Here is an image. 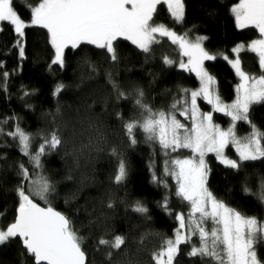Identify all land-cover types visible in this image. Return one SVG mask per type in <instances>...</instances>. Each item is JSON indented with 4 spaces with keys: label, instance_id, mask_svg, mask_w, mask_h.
<instances>
[{
    "label": "trees",
    "instance_id": "1",
    "mask_svg": "<svg viewBox=\"0 0 264 264\" xmlns=\"http://www.w3.org/2000/svg\"><path fill=\"white\" fill-rule=\"evenodd\" d=\"M12 2L14 10L29 22L37 0ZM238 2L184 0L183 23L174 22L165 5L157 6L153 18L178 35L187 33L193 40L205 37V50L217 59L204 65L215 78L214 90L225 103L233 101L239 78L224 56L236 59L234 48L261 38L254 28H237L231 8ZM157 39L160 43L151 45L149 52L117 39L115 60L106 49L90 44L68 47L61 66L53 63L54 51L45 29L26 27L20 42L13 27L0 22V228L14 222L19 206L17 189L23 186L27 190L29 185L21 175L23 165L30 179L43 176L51 185L47 202L31 198L70 219L81 238L86 264H156L154 255L166 241L174 240L179 228L176 215H183L187 223L190 212L189 202L176 195V181L166 175L170 167L167 162L176 157L190 158L191 152L180 149L165 155L159 143L149 141L139 129L135 132L137 143L132 144L124 125L141 116L136 106L139 93L153 111L167 113L177 99L184 97L183 89L189 90L190 101L191 90L200 86L195 73L180 67L188 57L180 54L179 47L167 37ZM238 56L246 74L257 78L262 74L256 54L245 49ZM165 57L174 62L166 64ZM58 86H62L60 91ZM197 102L202 112L211 111L201 99ZM176 117L190 125L178 111ZM213 122L225 129L231 120L214 112ZM253 125L264 132V103L250 106L247 123L235 126L237 135L243 136ZM18 127L29 135L32 154L44 146L40 167L23 154L19 138L10 134ZM54 134L60 143L51 148L48 142ZM225 155L239 161L232 145L226 147ZM121 160L127 175L117 184L115 175ZM205 161L209 169L207 187L213 195L264 223V202L258 198L264 183V158L239 161V168L222 165L213 154H207ZM137 202L147 212L134 211ZM117 236L124 240L119 249L111 243L100 244L102 239L114 242ZM193 244L198 246V234L190 243L179 246L173 264H214L208 257L190 256ZM255 249L264 260V235L257 239ZM0 264H34V257L19 238H10L0 244Z\"/></svg>",
    "mask_w": 264,
    "mask_h": 264
},
{
    "label": "snow or ice",
    "instance_id": "2",
    "mask_svg": "<svg viewBox=\"0 0 264 264\" xmlns=\"http://www.w3.org/2000/svg\"><path fill=\"white\" fill-rule=\"evenodd\" d=\"M158 5H166L174 22L183 23L184 0H37V5H33L30 10V23L14 10L12 0H0V22H7L19 37L24 36L26 27L46 29L55 49L53 63L61 66L64 63V49H76L81 44L106 49L113 60L116 59L114 42L118 38L130 41L144 52H149L151 45L160 43L157 36L167 37L172 44L178 45L180 54L188 57L186 64L180 62V67L195 73L200 82L198 90H191L189 101V90L183 89L184 97L177 99L167 113L153 111L144 104L141 92L136 99V106L141 110L140 118L124 125L132 144L137 143L135 132L139 129L149 141L158 142L165 155L180 149H189L191 152L190 158L170 159L167 162L170 167L166 168V175L176 181V195L190 204L187 223L183 215H176L180 227L176 229L175 239L166 241V246L154 255V259L156 264H173L179 246L190 243L192 237L198 234L199 246L193 244L190 256L208 257L214 264H264L255 249L257 239L264 235V223L258 222L255 217L245 216L213 195L207 187L209 169L205 161L208 153H214L221 164L239 168V161L264 158V132L253 125L251 134L240 139L234 131L237 121H248L252 104L264 103V0H239L231 8L237 28H254L261 37L252 40L247 45V51L256 54L262 71L257 78L242 70L238 54L245 50L243 44L233 49L237 54L236 59L224 56L240 81L236 87V99L231 104L223 103L216 94L213 87L216 80L205 68L204 62L217 59V55L202 47L204 37L189 39L187 33L178 35L168 26L155 23L153 18ZM23 54L21 47L20 55ZM164 62L172 64L174 61L165 57ZM60 87L57 91H60ZM119 95L125 94L119 92ZM198 97L211 105L210 112L200 111ZM177 111L179 115L190 119V128L177 119ZM214 112H222L230 117L232 126L222 130L213 123ZM10 134L19 138L23 154L29 156L36 167H40L39 157L45 151L44 146L32 154L29 151V135L19 127ZM48 143L51 148H55L60 141L54 134ZM229 144L235 146L239 161L225 155L224 149ZM21 175L25 181H29V185L27 190L23 186L17 189V214L6 229L0 228V244L19 237L23 247L34 257L35 264H86L81 238L73 229L70 219L51 206L41 207L31 198L35 196L47 202V193L51 190L47 179L43 176L30 179L23 165ZM126 175V164L121 160L115 182L119 184ZM245 191L248 189L245 188ZM258 198L264 202V183ZM134 211L145 213L147 209L137 202ZM208 220L214 225L211 230L204 226ZM110 243L111 247L119 249L124 240L119 236L115 237L114 242L100 240L101 245Z\"/></svg>",
    "mask_w": 264,
    "mask_h": 264
},
{
    "label": "rangeland",
    "instance_id": "3",
    "mask_svg": "<svg viewBox=\"0 0 264 264\" xmlns=\"http://www.w3.org/2000/svg\"><path fill=\"white\" fill-rule=\"evenodd\" d=\"M239 3V2H238ZM237 3V4H238ZM236 5V4H235ZM234 5V6H235ZM166 6V5H165ZM128 7H130V5H128ZM232 13V12H231ZM233 15V14H232ZM233 17H234V15H233ZM235 18V17H234ZM28 23H30V21L28 22ZM240 29V28H239ZM13 30H14V28H13ZM46 30V29H45ZM47 31V30H46ZM15 32V31H14ZM18 36V35H17ZM19 37V36H18ZM199 37H203V36H199ZM19 39H20V42H22V39H23V37H19ZM118 39H123V38H118ZM124 40V39H123ZM204 40H205V37H204V39H203V41H202V47H204L203 46V42H204ZM126 41H128V40H126ZM128 42H130V41H128ZM131 43V42H130ZM132 44V43H131ZM91 45V44H90ZM134 45V44H133ZM93 46H95V45H93ZM134 46H136V45H134ZM178 46V45H177ZM53 48V47H52ZM138 48V47H137ZM140 49V48H139ZM245 49H247V46H245ZM53 51H54V59H55V49L53 48ZM234 53V52H233ZM255 54V53H254ZM234 55H235V58H237V54L236 53H234ZM259 62V61H258ZM205 63V62H204ZM231 66V65H230ZM249 75V74H248ZM239 78V77H238ZM239 80H238V84H239ZM237 84V85H238ZM216 92V91H215ZM217 94V93H216ZM198 99H201V98H197V100ZM236 99V89H235V97H234V99H233V101ZM201 101H202V103L204 104V105H207V106H209L210 107V109H211V105H209V104H207L203 99H201ZM233 101H231V102H229V103H225V102H223V103H225V104H231ZM197 105H198V107L200 108V111L202 112V110L201 109H203L201 106H200V104L197 102ZM189 107H190V104H189ZM212 110V109H211ZM216 113H219V114H222V115H224L222 112H216ZM184 117V116H183ZM228 117V116H227ZM185 118V117H184ZM230 120H231V118L230 117H228ZM186 119V118H185ZM186 120H188L189 121V124L190 125H188V127L190 128V126H191V121H190V119H186ZM239 122H242V123H247V121H237L236 122V124L237 123H239ZM214 123V122H213ZM236 124H235V126H236ZM230 126H232V122H230V124L225 128V129H222V130H227ZM249 131L247 132V133H245L243 136H239V135H237V132H236V130L234 129V131H235V134H236V136H237V138H240V139H243V138H245V137H248L250 134H251V132H252V128H250V129H248ZM228 146H231V144H229ZM232 147H233V149H234V151L236 152V148H235V146H233L232 145ZM226 149V148H225ZM225 149H224V152H225ZM187 150H189V149H187ZM208 154H213L214 156H215V154L214 153H208ZM236 154H237V152H236ZM238 155V154H237ZM216 157V156H215ZM239 157V156H238ZM218 161V160H217ZM219 162V161H218ZM220 163V162H219ZM222 165H224V164H222ZM225 166V165H224ZM199 217V214H197V218ZM178 221V220H177ZM208 230H211V228L212 227H214V225L212 224V222H211V220H208L206 223H205V225H204ZM178 227H180V222L178 221ZM178 229V228H177ZM183 231V230H182ZM175 234H176V231H175ZM175 234H174V239H175ZM198 246H199V244H198ZM166 259V258H165Z\"/></svg>",
    "mask_w": 264,
    "mask_h": 264
},
{
    "label": "water",
    "instance_id": "4",
    "mask_svg": "<svg viewBox=\"0 0 264 264\" xmlns=\"http://www.w3.org/2000/svg\"><path fill=\"white\" fill-rule=\"evenodd\" d=\"M34 202V201H33ZM16 214H17V212H16ZM17 238H19V237H17ZM20 239V238H19ZM34 264H35V262H34Z\"/></svg>",
    "mask_w": 264,
    "mask_h": 264
}]
</instances>
